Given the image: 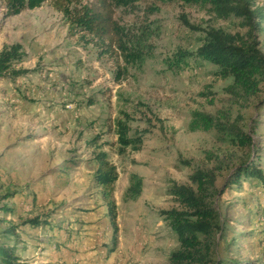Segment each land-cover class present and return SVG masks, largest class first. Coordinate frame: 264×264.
Returning a JSON list of instances; mask_svg holds the SVG:
<instances>
[{"label":"rangeland","instance_id":"374dc122","mask_svg":"<svg viewBox=\"0 0 264 264\" xmlns=\"http://www.w3.org/2000/svg\"><path fill=\"white\" fill-rule=\"evenodd\" d=\"M250 2L264 12V0ZM115 17L137 60L81 37L47 2L8 16L0 0V51L21 46L0 74V245L20 264H168L179 243L162 211L181 208L172 186L196 188L191 175L203 170L215 176L203 196L221 222L214 259L264 264V188L232 182L241 166L264 175V78L254 94L234 93L230 77L193 55L210 27L264 54V30L247 35L240 18L182 0H135ZM194 112L238 127L249 142L205 128ZM98 151L117 170L113 224L94 182ZM134 176L139 192L130 197Z\"/></svg>","mask_w":264,"mask_h":264},{"label":"trees","instance_id":"16d2710c","mask_svg":"<svg viewBox=\"0 0 264 264\" xmlns=\"http://www.w3.org/2000/svg\"><path fill=\"white\" fill-rule=\"evenodd\" d=\"M6 15H13L22 10L35 9L44 3L61 12L71 23L72 27L81 32V37L90 36V40L100 45L105 52H112L126 62L139 58V52L131 50L127 45L126 32L115 17V7L128 5L135 0H2ZM168 2L172 0H157ZM187 4L208 6L218 17L234 15L240 18L244 26L251 31L264 30V12L257 7L251 9L250 0H182ZM72 28V29H73ZM245 36L231 35L220 28H206L201 44L197 47L195 57L217 66V75L231 78L229 90L234 93L244 92L254 94L259 82L264 78V54L255 46L256 43L244 38ZM20 44L14 43L9 48L0 51V74L9 67L13 60L20 58ZM138 54V55H137ZM181 57H177L180 60ZM205 128H217L228 139L244 144L249 142L238 127H231L209 114L194 112V121ZM126 126L121 122L118 127V142L127 146L130 142ZM234 141V142H235ZM96 169L95 185L99 188L107 206L110 223L116 216V203L112 192L117 178L116 167L107 158L106 152L98 151L94 155ZM215 176L211 172L198 170L191 175L196 188L187 185H173L171 193L177 197L181 208L162 211L170 229L176 234L179 246L171 251L168 264H222L213 257L216 244L212 238L214 230L221 228L217 211L205 203L203 196L213 188ZM256 180L257 185L264 188V175L260 169L241 166L233 174V183L240 185V180ZM139 180L134 176L126 194L136 197L139 192ZM9 238L14 237L12 230H7ZM7 235V238H8ZM8 238V239H9ZM231 264H242L231 261ZM0 264H20L14 250L7 245H0Z\"/></svg>","mask_w":264,"mask_h":264}]
</instances>
